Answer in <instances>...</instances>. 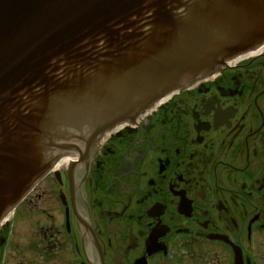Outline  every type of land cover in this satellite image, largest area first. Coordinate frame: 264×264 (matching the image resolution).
<instances>
[{
    "label": "flooded vegetation",
    "instance_id": "af4514ba",
    "mask_svg": "<svg viewBox=\"0 0 264 264\" xmlns=\"http://www.w3.org/2000/svg\"><path fill=\"white\" fill-rule=\"evenodd\" d=\"M73 173H48L0 229V264H264V51L118 127Z\"/></svg>",
    "mask_w": 264,
    "mask_h": 264
},
{
    "label": "water",
    "instance_id": "95a60500",
    "mask_svg": "<svg viewBox=\"0 0 264 264\" xmlns=\"http://www.w3.org/2000/svg\"><path fill=\"white\" fill-rule=\"evenodd\" d=\"M181 27L186 42L172 36ZM262 36L264 0H0V216L68 148L66 121H91L76 107L87 111L91 98L96 112L105 102L103 113L114 89L131 107L145 105ZM86 41L87 59L76 55ZM97 45L103 51L91 56Z\"/></svg>",
    "mask_w": 264,
    "mask_h": 264
},
{
    "label": "bare ground",
    "instance_id": "6f19581e",
    "mask_svg": "<svg viewBox=\"0 0 264 264\" xmlns=\"http://www.w3.org/2000/svg\"><path fill=\"white\" fill-rule=\"evenodd\" d=\"M200 128L203 129V128H204V125H201ZM169 152H171V151H170V148H169L168 151L165 152V154H166V159H167V160L169 159V160L171 161L172 158H169V157L167 156ZM74 168H75V166H74ZM73 174H74V173H73ZM135 181H136V180H135ZM120 192H121V191H120ZM133 192L136 193L137 191H136V190H133ZM122 193H126V190L124 189ZM156 233H157L156 230H154V232L152 233V236H151V238L153 239V244H152V245H153V248H158V247H160V243H158V242L155 241V237H154V236H155Z\"/></svg>",
    "mask_w": 264,
    "mask_h": 264
}]
</instances>
